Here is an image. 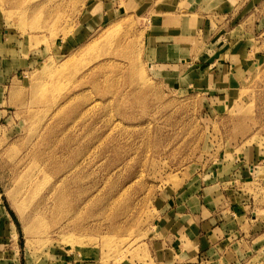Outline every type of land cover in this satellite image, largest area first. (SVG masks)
<instances>
[{
    "label": "rangeland",
    "instance_id": "obj_1",
    "mask_svg": "<svg viewBox=\"0 0 264 264\" xmlns=\"http://www.w3.org/2000/svg\"><path fill=\"white\" fill-rule=\"evenodd\" d=\"M28 4L0 0V264H175L190 198L242 194L254 214L264 173L240 168L264 160V0L209 20L175 75L146 56L142 10L96 27L83 0ZM243 38L254 68L213 94L207 55Z\"/></svg>",
    "mask_w": 264,
    "mask_h": 264
},
{
    "label": "crops",
    "instance_id": "obj_2",
    "mask_svg": "<svg viewBox=\"0 0 264 264\" xmlns=\"http://www.w3.org/2000/svg\"><path fill=\"white\" fill-rule=\"evenodd\" d=\"M83 1L96 27L117 20L123 13L142 10L150 28L146 35V56H150L153 67L171 75L188 63L186 57L192 56L190 44L205 36L209 20L229 19L239 8L252 5V0ZM194 15H199L201 20ZM252 44L248 39H236L220 44L217 54L207 55L210 61L214 60L211 56H218L215 70L211 69L207 76L213 94L226 97L254 68ZM260 158H249L240 168L243 175L264 173V160L258 163ZM209 189L210 186L206 188ZM206 193L212 197L210 202L205 200L203 206L196 198L192 201L190 198L188 209L175 212L171 220L187 249V256L180 257L175 264H264L263 256L252 257L254 241L264 236V202L254 200L257 211L249 216L250 202L246 204L244 195H236L241 200L234 202V198H221L215 190Z\"/></svg>",
    "mask_w": 264,
    "mask_h": 264
},
{
    "label": "bare ground",
    "instance_id": "obj_3",
    "mask_svg": "<svg viewBox=\"0 0 264 264\" xmlns=\"http://www.w3.org/2000/svg\"><path fill=\"white\" fill-rule=\"evenodd\" d=\"M46 1V0H45ZM1 4H3V9L8 11V16L13 17V10L16 8L22 10V12H29V11H36L38 8L37 6H29L28 0H1ZM28 4V5H27ZM48 4V3H47ZM42 6V5H41ZM25 7V8H24ZM34 7V8H33ZM42 8V7H41ZM29 9V10H27ZM20 11H18L19 13ZM17 14V13H16ZM16 16V15H15ZM27 17V16H26ZM20 18V17H19ZM28 169V168H27ZM64 178V177H63ZM65 179V178H64ZM25 180V179H24ZM23 182V180H22ZM33 182V178H31L29 175L26 177V180L24 181L25 184L22 183V185H29ZM53 184V183H52ZM23 188V187H22ZM25 189V188H24ZM52 189V188H51ZM19 190V189H18ZM47 195V194H46ZM62 198V197H61ZM65 198V197H64ZM65 200V199H64ZM62 201V200H61ZM67 204V203H66ZM72 217V216H71ZM73 220V219H72ZM72 222V221H71Z\"/></svg>",
    "mask_w": 264,
    "mask_h": 264
}]
</instances>
